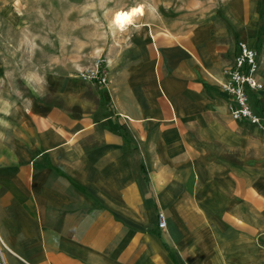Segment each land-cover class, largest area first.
I'll return each instance as SVG.
<instances>
[{
	"label": "crops",
	"instance_id": "0c3cea01",
	"mask_svg": "<svg viewBox=\"0 0 264 264\" xmlns=\"http://www.w3.org/2000/svg\"><path fill=\"white\" fill-rule=\"evenodd\" d=\"M159 17L108 47L106 85L58 79L20 120L0 176L5 264H264V131L220 87L241 42L264 82V0ZM250 96L264 119V90Z\"/></svg>",
	"mask_w": 264,
	"mask_h": 264
},
{
	"label": "rangeland",
	"instance_id": "374dc122",
	"mask_svg": "<svg viewBox=\"0 0 264 264\" xmlns=\"http://www.w3.org/2000/svg\"><path fill=\"white\" fill-rule=\"evenodd\" d=\"M188 1L0 0V176L16 128L39 96L58 79L94 68L119 42L126 29L113 24L116 12L142 5L160 23L159 16L178 14Z\"/></svg>",
	"mask_w": 264,
	"mask_h": 264
},
{
	"label": "built area",
	"instance_id": "2783aa9c",
	"mask_svg": "<svg viewBox=\"0 0 264 264\" xmlns=\"http://www.w3.org/2000/svg\"><path fill=\"white\" fill-rule=\"evenodd\" d=\"M240 53L236 56L233 65L223 70L221 89L230 97L228 108L232 118L236 121H246L264 131V119L252 105L250 92L264 90V82L260 80L262 61L260 53L246 43H240ZM79 76L98 85H106L108 78L101 62L88 70L80 72ZM159 228L164 230L167 226L166 215L161 211L158 215ZM5 244L0 236V264L3 261Z\"/></svg>",
	"mask_w": 264,
	"mask_h": 264
},
{
	"label": "bare ground",
	"instance_id": "6f19581e",
	"mask_svg": "<svg viewBox=\"0 0 264 264\" xmlns=\"http://www.w3.org/2000/svg\"><path fill=\"white\" fill-rule=\"evenodd\" d=\"M145 9L142 5L130 8L129 10H120L113 16V24L124 30L130 25H134L138 19L145 16Z\"/></svg>",
	"mask_w": 264,
	"mask_h": 264
}]
</instances>
